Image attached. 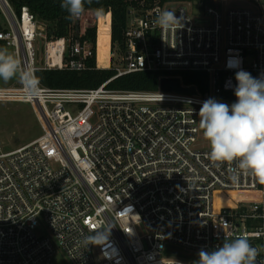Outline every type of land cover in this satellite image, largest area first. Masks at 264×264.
Returning <instances> with one entry per match:
<instances>
[{
    "label": "built area",
    "instance_id": "1",
    "mask_svg": "<svg viewBox=\"0 0 264 264\" xmlns=\"http://www.w3.org/2000/svg\"><path fill=\"white\" fill-rule=\"evenodd\" d=\"M261 2L263 0H260ZM189 3L130 11L125 52L99 63V28L85 11L71 44L49 39L48 25L28 8L16 13L0 0L7 27L0 42L37 72H82L96 57L98 69L114 67L117 77L140 72H200L208 90L196 95L43 87L39 99L26 100L22 86L0 89V101L33 107L42 136L0 155V264H54L62 252L71 264H188L166 258L169 246L198 253L246 235L264 264V184L227 164L216 167L200 144L199 109L208 98L236 101L235 73L264 75V5L255 11L204 9L195 20ZM199 6H201L199 4ZM202 7V6H201ZM173 11L181 26L155 23ZM104 18V17H103ZM109 24L111 36V20ZM109 18V21H108ZM96 28L98 45L85 40ZM233 66L229 67V62ZM234 166V165H233ZM113 226V227H112ZM143 226V231L139 227ZM110 229L102 246L84 245L95 230ZM48 235H40L43 231Z\"/></svg>",
    "mask_w": 264,
    "mask_h": 264
},
{
    "label": "clouds",
    "instance_id": "2",
    "mask_svg": "<svg viewBox=\"0 0 264 264\" xmlns=\"http://www.w3.org/2000/svg\"><path fill=\"white\" fill-rule=\"evenodd\" d=\"M91 0H60V7L67 13L66 19L79 18L85 12V5ZM103 9H96L98 15ZM155 23L168 30L181 26V18L173 11H162ZM229 67L233 64L230 61ZM17 80L21 84L26 100L39 99L43 94L41 80L35 71L21 66L6 48H0V80ZM236 101L231 105L208 98L199 109V129L208 142V159L214 166L227 164L236 182L239 175H250L264 184V75L253 77L241 69L235 73ZM234 165V166H233ZM113 227V226H112ZM110 229L95 230L84 238V245L102 246L110 235ZM261 249L251 245L246 235L225 240L212 250L201 248L198 259L192 264H255ZM174 264H181L174 261Z\"/></svg>",
    "mask_w": 264,
    "mask_h": 264
},
{
    "label": "trees",
    "instance_id": "3",
    "mask_svg": "<svg viewBox=\"0 0 264 264\" xmlns=\"http://www.w3.org/2000/svg\"><path fill=\"white\" fill-rule=\"evenodd\" d=\"M226 2H244L256 6L258 3L264 5V0H91L85 5V11L96 13V9L102 8L103 14L98 16L109 17L111 20V36L109 43L112 50H118L122 56L125 52V33L128 29L130 11L138 12L152 9L157 5H173L181 3L200 4L203 9L213 8L222 10ZM14 10L20 15L22 8L29 11L41 22L48 25L49 39H66L69 44L78 37L80 26L73 20L66 19L67 13L60 7V0H12ZM108 18V21H109ZM102 25L99 28L102 29ZM108 24V29H109ZM110 31V29H109ZM85 40L92 43L96 53L98 45L97 29H88ZM110 47V46H109ZM0 48L5 46L0 42ZM257 77L255 74H251ZM37 77L41 85L53 90H96L102 85L110 82L107 86L109 91L116 92H156L160 88V81L167 77H180L186 86H195L202 93L208 90L209 77L205 73L180 72H140L117 77L114 67L109 69H98L96 57L87 62L82 72L70 70H45L40 69ZM170 255V253H168ZM193 261L188 264H192Z\"/></svg>",
    "mask_w": 264,
    "mask_h": 264
},
{
    "label": "rangeland",
    "instance_id": "4",
    "mask_svg": "<svg viewBox=\"0 0 264 264\" xmlns=\"http://www.w3.org/2000/svg\"><path fill=\"white\" fill-rule=\"evenodd\" d=\"M10 5H12V0H8ZM234 8H245L256 10L254 5L247 4L244 2H226L223 7V14L226 16V12ZM192 16L195 20L210 21V18L205 16L204 9L199 6V4L192 5ZM89 24L93 26L96 22L97 25H102L100 29V45H99V63L102 64L108 59V51L110 49L109 41V29L106 18H95L88 17ZM210 23V22H209ZM7 22L0 11V28H6ZM106 28V29H103ZM116 54L112 64L113 66L120 65L121 55L118 50L112 51ZM20 83L13 79L11 81L5 82L0 80V89L19 87ZM42 128L40 126L38 117L33 109L28 104L18 103V102H6L0 101V155L8 154L14 152L28 144L34 142L42 136ZM201 146L209 149L208 142L203 139V135L200 138ZM139 231H143V226L139 227ZM40 235H48L49 233L45 230ZM170 253V255L168 254ZM166 258H176L185 263L195 261L198 259V255L195 252L184 251L175 246H169L166 253ZM54 264H71L66 256L62 252H58L53 259Z\"/></svg>",
    "mask_w": 264,
    "mask_h": 264
},
{
    "label": "water",
    "instance_id": "5",
    "mask_svg": "<svg viewBox=\"0 0 264 264\" xmlns=\"http://www.w3.org/2000/svg\"><path fill=\"white\" fill-rule=\"evenodd\" d=\"M160 90L164 93H174V94H188L196 95V89H184L181 86V81L179 79H162L160 81ZM255 264H259L258 259H256Z\"/></svg>",
    "mask_w": 264,
    "mask_h": 264
},
{
    "label": "bare ground",
    "instance_id": "6",
    "mask_svg": "<svg viewBox=\"0 0 264 264\" xmlns=\"http://www.w3.org/2000/svg\"><path fill=\"white\" fill-rule=\"evenodd\" d=\"M103 29H106V28H103ZM108 29V28H107ZM101 34H102V32H101ZM101 34H100V36H99V45H100V37H101ZM110 48H111V44H110ZM109 51H110V49H109ZM109 51H108V57H109Z\"/></svg>",
    "mask_w": 264,
    "mask_h": 264
}]
</instances>
